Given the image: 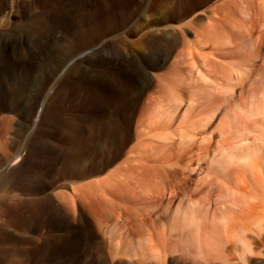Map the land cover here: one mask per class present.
Segmentation results:
<instances>
[{
    "label": "rangeland",
    "instance_id": "374dc122",
    "mask_svg": "<svg viewBox=\"0 0 264 264\" xmlns=\"http://www.w3.org/2000/svg\"><path fill=\"white\" fill-rule=\"evenodd\" d=\"M87 1L0 0V65L6 70L11 69L15 79H13L10 88L8 87L9 99H2L3 97L0 95V117L11 118L13 122L5 132L0 134V264H146L147 262L156 264L159 260L161 261L159 264H207L206 258L209 251L205 249V254L201 255L204 250L202 251L201 248L200 250L195 242L190 246H185L189 248L187 250L186 248L179 249L180 253L185 251L186 253H183L185 255L178 254L175 257L171 255H175L176 251L165 255L162 251L149 252L147 249L148 253L145 250V255L142 250L145 248L134 247L139 240L137 233L134 232L135 229L132 230L135 228L133 220H131L133 218L130 219L132 222L130 221L129 228L126 225L123 226L124 209L122 207L124 206L122 204V207L120 205L117 207L119 202L116 200V195L120 197V194L118 195L116 191L120 188L119 186H121L120 190L125 187L123 183L125 182L124 157L135 145L132 121L137 115L139 102L142 101L141 94L146 88L154 87L156 81L153 78L155 75L157 78L168 68V70L173 68L172 65L179 63V61L176 62V58L183 55L181 50L188 51L187 46L179 49L180 46H176L178 42L182 40L188 42L190 39L189 43H191V40L194 41V34L197 38H201L199 40L204 45L210 38H212L211 40L222 39L218 42L215 39L216 45L209 40L211 44H209L210 42L207 44L210 47L207 48V44L202 45L203 51L201 49L196 51V48L192 46L193 49L189 50L194 52L193 55L195 56L196 52L197 56L200 55L199 60L194 64H191L190 55H185L188 60H185L184 55L181 59L177 58L181 60L180 64L181 62L183 64V68L180 67V70L178 66L182 64L176 65L177 68L174 66L177 85L186 84L188 86L187 82L184 80L185 83L182 82V78L190 70L188 67L201 69L203 59H207L206 55L210 52L212 45L218 48L213 52L216 55L209 54L207 56L214 57L215 62L218 60L216 65L219 67H216L217 69L221 68L218 71L227 72V70H223L225 68L241 69L243 64L240 65L241 62H237L238 60L235 63L233 59L242 55V51H235L234 53L239 52L236 55L233 52L228 55V51L226 52L227 49H225L226 43L234 45L238 40L239 44H236L240 47L247 45L245 49L248 52L246 53L244 47H241L246 60H249L250 57V62L255 59L253 49L255 40L253 38H256L262 29L264 31V15H260V13L264 14V7H262L264 0ZM61 4L63 5L61 6ZM249 5L253 6L249 7ZM57 11L60 13L58 14ZM228 14L231 16L230 18L225 17L229 16ZM148 18L150 19L148 20ZM230 19L231 21H229ZM225 20L226 23L223 22ZM143 21H145L144 24H142ZM147 23L148 25L151 23V25L148 26ZM51 24L53 25L51 26ZM244 24L245 26H243ZM237 26L240 29L234 31ZM246 26L250 27L249 30ZM204 27L205 29H202ZM43 29L44 32H42ZM49 30L52 35L55 33L56 35L49 34ZM250 30H253V33ZM208 33L209 35H206ZM201 35L202 37H200ZM234 35H238L237 38L239 36L242 38L236 39ZM244 36L246 40L250 39H248V44L243 43L246 42ZM231 38L233 39L231 40ZM240 39L244 41L242 42ZM167 40L169 41L167 42ZM224 40L226 43L221 44ZM45 43L53 44L52 48L54 46L56 48L61 43L63 51L72 54L73 58H69V55L68 59L73 61L67 60L68 65L60 67L55 72L56 74L48 82L50 85L44 86L33 114L28 120H23L18 111L12 109L14 97L10 96H14L13 93L16 94L14 90L19 84L33 80L34 76L38 78V75L49 73L46 67L49 48L44 52ZM217 43L219 45L226 44V46L219 47ZM172 44L174 47L176 46V50L171 48ZM103 45L105 48L102 49L103 52L101 50L99 53L105 55L104 52L107 51L106 60L94 63L91 60L79 58L80 60L76 61L77 55ZM217 50L221 54L225 51L229 59L230 56L233 57L230 60L232 62L225 61L228 65L225 64L223 62L224 55L220 56L221 54L218 53V57ZM174 51L181 53L177 55ZM201 55L205 58H202ZM171 56L176 61L172 60ZM194 56L193 58H195ZM169 57L170 60H167ZM217 57L222 60V63ZM1 58L6 59L2 60ZM187 61L191 64L190 66ZM174 62L176 63L174 64ZM183 62H186V68ZM231 63H234L232 67ZM204 70L203 67L202 71ZM177 72L180 73L178 75H181L179 78L175 76ZM177 78L179 82L181 81L180 83L176 82ZM237 88L240 87L237 86ZM28 96V100H31L33 93ZM6 107L7 109H5ZM113 114L119 121L120 129L103 119V116ZM99 116L102 117H100L102 124L98 122ZM68 129L71 130L68 131ZM11 160H14V163L9 166ZM117 177L124 179L122 185L120 178L117 179ZM114 179L119 181V185ZM110 181L114 183L111 184L112 186L115 183L118 186L111 187ZM88 183L93 185L95 183V185H90V187ZM95 186L98 187L94 188ZM105 186L106 190L110 187L109 191L112 188H118L117 190L112 189L116 192L114 197L105 191ZM87 188L91 190H87ZM121 191H124V188ZM102 192L107 198H102L104 197ZM121 194L124 199V193L121 192ZM108 196H110L109 199ZM97 197H100L101 202H98ZM102 212L109 215L104 214L103 217L101 216ZM102 221L103 223H101ZM120 227L125 232L124 239L121 237L124 233L121 234L123 230ZM120 230L122 232L119 235ZM126 230H132L131 234ZM113 231L115 233L117 231L119 240L122 238L120 241L118 240L119 245H116L118 237H114ZM118 235L116 234V236ZM193 235L191 240H197L196 234ZM126 240H129V243L132 240L133 246L131 243V247L125 246L128 243ZM192 246L194 247L192 248ZM123 247H128V251H125L127 248L122 250ZM129 248H135L136 251L133 249L134 251L131 252ZM112 249H115L113 254L111 253ZM194 249L196 252L198 249L199 251L193 252ZM229 250L226 252L231 255L232 251ZM252 250L249 254L253 257H250L251 262L260 263L262 261L263 263L264 247L260 251L257 248ZM120 251L127 252L126 255L129 253L130 258L124 257ZM142 252L144 257L140 255ZM198 253H200L198 258H202L199 262L195 261L198 259ZM255 253L259 255H257L259 260ZM156 254L163 255L156 256ZM190 254L193 255L189 259ZM261 255L262 257H260ZM186 257H188L187 262L184 260ZM192 257L197 259L192 260ZM147 258L150 259V262ZM164 259L166 260L164 261ZM219 263L220 261L216 262V264Z\"/></svg>",
    "mask_w": 264,
    "mask_h": 264
},
{
    "label": "bare ground",
    "instance_id": "6f19581e",
    "mask_svg": "<svg viewBox=\"0 0 264 264\" xmlns=\"http://www.w3.org/2000/svg\"><path fill=\"white\" fill-rule=\"evenodd\" d=\"M57 3L59 4V2ZM62 5L63 4H61V6ZM85 5L87 8L86 3ZM250 6L253 5H249V7ZM63 12L65 13V11H62V13ZM59 13L60 11L58 12V14ZM260 15L264 14L260 13ZM225 17L230 18L231 16L229 15ZM149 19L150 18H148V20ZM229 21H231V19ZM144 22L145 21H143L142 24H144ZM223 22L226 23V20ZM52 25L53 24H51V26ZM149 25H151V23ZM243 26H245V24ZM238 27L239 26H237V28L235 27L234 31L235 29H240ZM246 28L248 29L250 27L246 26ZM202 29H205V27ZM49 31V34H51V30ZM241 31H243V29ZM250 31L251 33H253V30ZM262 31H259V34L256 33L258 35L257 37L255 36L256 38L252 37L255 40L253 41L255 59L251 62L249 61L251 57L249 58V60H246V57L244 55L246 52H248L245 49L247 45H241V47H244L245 49V53L243 54V48L241 49V47L237 45L239 44L238 40H236L237 44L233 43L234 45L226 43V40H224L225 42L223 41L221 43L227 44V47L225 49H227L226 52L228 51V55L233 54L235 51H242V55L240 54L238 58L236 57L237 59L234 58L233 62H235L236 60H238L237 62L239 63L241 62L240 65L243 64V69L242 67H240L241 69L238 70L235 68H228L229 70L226 68H222L223 70H227V72H221L222 70L218 71L219 69H221H217L216 67L218 66L216 65L218 60L215 62L213 56V58H211V55L210 58L207 56L209 54H213V52L218 49L214 46L216 45L215 39L217 42L222 40L218 38L211 40L212 38H210L209 40L213 41L212 44H215L212 45L213 47L211 46L210 52L208 50L209 53L206 55L207 59H203V63L201 62L205 70L202 71L203 67L201 68L200 66L202 65L200 64L199 67L201 69H199L198 67H188V69H190L189 72L187 71V74H185L182 78V82H187L188 86H186V84L184 85L183 83V85H177L178 83H175L174 74L176 70L174 72V69L175 67L177 68L176 65L182 64V62L180 64L181 60L178 59H181L183 55L184 57L185 55H190L191 64H194L199 60L200 53L198 54L199 56H197L196 52V55L194 56V52L189 49H193L194 47L196 48V51L200 49L201 51H203L202 45L205 46L209 42V44H211V41L207 40L208 42H205L206 44L204 45L199 40L201 38L196 37V34H194L195 38L193 42L191 40V43H189L190 39L188 42L186 40H178L179 42L176 46H180L179 49L181 47L185 48V46H187V48L189 49L186 48L188 50L186 52L188 53L181 50L183 55L181 54L182 56H180V58L177 57V61L175 59H172L171 56L172 60L176 62L179 61V63L177 64H175L176 62H174L175 67L173 65V68L170 67L173 71L171 69L168 70V68V71L166 70L157 78L155 75V77L153 78L156 81L154 87L150 86L143 90L141 94L142 101L139 102L137 115L132 121L134 124L133 136L135 137L134 139H136L135 145L127 152L126 157H124L125 177L124 175H122V177H124L125 182H123V178L121 179L120 177H117V179L120 178L121 180L120 184L122 182L124 183V191H121L123 190V188L120 190L121 186H119V189L117 188L119 191L115 188L112 189L117 190L116 192L118 193V195L120 194V197H117L116 195V200H118L119 202V204L117 203V207L119 205L121 206L122 204L124 206H121L124 209L123 226L126 225L128 227V225L132 222L131 220H133V225H135V228H132V230L135 229L134 232L137 233V237L139 240H137L138 242L136 241L139 246L137 244L134 245V247L142 246L143 248H145L142 249L144 250L145 255V250L147 251V253L148 250L149 252L162 251L165 255L166 253L167 255L168 253H172L171 251H176L175 255L170 254L171 256L175 257L176 255L178 256V254L186 253L184 250L183 253H180L181 251L179 252V249H184L186 248L185 246H190L195 242L196 246H198L199 249L201 248L202 251L204 250V253L200 252L201 255L205 254V249L209 251L206 258L207 264H216V262L218 261H220L219 264H240V262H242V264H264V262L262 263V261L260 263L251 262L252 259L250 260V257L252 256H249V254L253 251L252 249L257 248V250L260 251V249L264 247V31ZM42 32H44V29ZM54 35H56V33ZM206 35H209V33ZM241 36L243 37V34ZM200 37H202V35ZM242 37L239 36L238 38ZM233 38H231V40ZM238 38L236 37V39ZM248 39L246 40L244 36V40H246V42H243L244 40H240L243 43L248 44ZM169 40H167V42ZM173 40L175 39L173 38ZM60 44L61 43H59V46L57 45L56 48L55 46L52 48L53 44L45 43V47L43 49L44 52L49 48V56L47 57L48 59H46V67L47 70H49V73H43L40 76L38 75V78L34 76L35 78L33 80H30L27 83L19 84L14 90L16 94L13 93L12 95L14 96H10L14 97V99L10 98L13 100L11 107L12 109H16L18 111L21 119L28 120L31 117L35 110L36 104L40 100V96L44 86L51 81L54 74H56L55 72L60 69V67L68 65L67 60H69L68 57L70 54L65 53ZM209 44H207V48L208 46L210 47ZM226 44L219 45L217 43L219 47H224L226 46ZM173 47L174 46L172 44L171 48L176 50L175 47ZM104 48L105 46L103 45L92 50L85 51L79 56L77 55L76 61L80 58L84 60H91L94 63H100L101 61L106 60V58L108 57L107 51L104 52L106 53L105 55H100L99 53ZM172 51L170 52L173 54ZM229 51H231V53H229ZM174 52L177 55L181 53H177V51ZM226 52H222L224 57L226 55L225 58H227V60H225V58L223 57V62H232L230 60H232L231 58L233 57L230 56L229 59V56H227ZM218 53L221 54L217 50V56L219 57ZM238 53L234 54L236 55ZM222 54L220 56H222ZM71 55L69 58L72 57ZM193 56L195 58H193ZM201 57L205 58V56L202 55ZM218 57L217 59L220 60V58ZM185 58V60H188L187 57ZM196 58L197 60H195ZM167 60H170V57L169 59L167 58ZM69 61L72 62L73 60ZM221 61L222 60H220V62ZM184 64L186 68V62ZM188 64V66L191 65L190 63ZM218 64L220 65V63ZM232 64L234 63H231V67ZM196 66H198V64ZM223 66L225 67V65ZM180 67L182 69L183 64L181 66H178L179 70ZM176 74L177 75L175 76H177L178 78L179 76H181L178 75L180 74L178 72ZM178 78L176 82H179ZM13 79L14 74L11 72V69L6 70V68L4 69L0 65V95L3 97L2 99H9L10 93L8 90L13 83ZM237 86H239L240 88H237ZM31 93H33V97L31 100H28L27 97H29L28 95H31ZM5 109H7V107ZM113 115H106V117L103 116V119L104 121L108 120V122H111V124L113 123L116 128L120 129L119 121L117 120L116 116ZM100 117L101 116H99L98 118L99 123H101L100 119L102 118ZM11 122V118L0 117V134L5 132L11 126V124L13 123ZM71 129H68V131ZM14 160H11L9 162V166L14 163ZM117 179H114V181L116 180L117 184L119 185V181ZM112 181H110V184L108 182L111 187L117 185L115 183V185L112 186L114 184L112 183ZM90 185L93 184L90 183L89 186ZM97 187L95 186L94 188ZM104 189L106 192H108V194H110V196L113 195L111 197L115 196L114 194H116V192L112 191V189L109 191L110 187L106 190L105 186ZM87 190L91 189L87 188ZM120 191L124 193V199L121 197L123 196V194H121ZM101 194H103V192ZM92 195L94 194L92 193ZM103 195L104 197L102 198H105V193ZM110 196H108V199L110 198ZM99 198L98 202H101ZM84 199L86 198L84 197ZM104 214L105 213L101 214V216L104 217ZM107 214L105 215L107 216ZM122 217L118 218L120 219ZM101 223H103V221ZM118 226H121V224H118ZM131 227L133 226L131 225ZM121 229L123 230V228ZM132 230H126V232L131 234ZM117 231L116 233L113 231V233H115V236H113L115 238L118 237L116 245L118 244V240L120 238L119 235L122 232L120 230L118 235ZM194 233L197 236V240L193 239V241L191 240V238ZM116 234L118 236H116ZM121 234H123V236L121 235V237L123 238L125 235L124 230ZM193 236L195 238V235ZM137 237L135 236V240ZM127 242L129 243V240ZM128 243L125 246H130V243L129 245ZM132 244L133 243H131V245ZM194 246H192V248ZM111 247L112 244L110 248ZM114 247L116 249L115 245ZM126 248L123 247L122 250L126 249L125 251H128V247ZM115 249L111 250L112 254ZM129 249L131 252L135 250V248H133L134 250L131 248ZM187 249L189 248H186V250ZM228 249L232 251L231 255L226 252ZM195 250L196 249L192 251L194 252ZM190 251L191 250H189V252ZM120 252L121 254L123 253V251ZM131 252L130 254H132ZM125 253H123L122 255L124 257L128 256V258H130L131 255L129 256V253L128 255H126ZM200 253L197 254L198 256L196 255L197 258L199 257ZM257 253L259 254L260 252ZM135 254L136 253L134 252V255ZM144 254L142 252V254H140L141 257L142 255L144 257ZM258 254H256V257ZM153 255L155 254L153 253ZM158 255L156 254V256ZM183 255L181 256L183 257ZM191 255L193 254L186 256H188L190 259ZM201 255L200 257H202ZM110 256L112 257V255ZM123 256L120 255V257L122 258ZM151 256L148 257L150 258ZM188 257H186V259H183L187 262ZM260 257H262V255ZM166 258L168 257L166 256ZM197 258L192 257L191 259L194 260ZM201 259L198 258L195 261L199 262V260ZM165 260L166 259H164V261ZM148 261L150 262V259H148ZM159 261H157L158 263L156 262V264L161 263V261ZM146 264H148V262Z\"/></svg>",
    "mask_w": 264,
    "mask_h": 264
}]
</instances>
